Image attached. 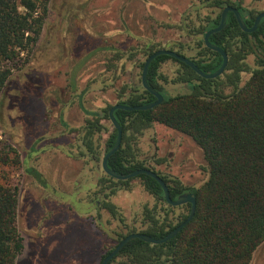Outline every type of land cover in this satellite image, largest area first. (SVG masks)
<instances>
[{"label":"rangeland","instance_id":"obj_1","mask_svg":"<svg viewBox=\"0 0 264 264\" xmlns=\"http://www.w3.org/2000/svg\"><path fill=\"white\" fill-rule=\"evenodd\" d=\"M205 1L48 0L36 43L20 55L10 77L13 84L0 93V151L8 150L13 160L0 165V172L18 191L17 225L24 245L15 264H101L118 239L144 229L147 211L159 213L166 225L177 224L182 211L164 218V206L139 179L120 183L102 172L105 144L114 131L105 115L132 87H141V66L152 52L167 49L197 57L203 21L220 13ZM219 1L238 4L254 15L264 12V0ZM246 64L254 67L252 55ZM180 70L173 60L159 70V83L171 96L188 93L172 83ZM249 78L242 73L240 86ZM231 91L227 87L224 93ZM88 112L103 114L89 152L82 145V129L98 120ZM133 138L134 158L170 185L198 189L208 179L202 150L190 137L154 123ZM32 148L45 150L30 158ZM30 169L41 171V181L57 196H44ZM70 189L75 205L72 236L67 235L65 213H59L48 242L38 251L33 230L40 206L49 199L58 211L59 193ZM250 264H264V242Z\"/></svg>","mask_w":264,"mask_h":264},{"label":"trees","instance_id":"obj_2","mask_svg":"<svg viewBox=\"0 0 264 264\" xmlns=\"http://www.w3.org/2000/svg\"><path fill=\"white\" fill-rule=\"evenodd\" d=\"M47 2L0 0V93L13 84L10 77L20 55L36 43L47 13ZM230 3L207 0L203 4L220 11L227 5L234 6L247 28H251L256 15ZM219 22L220 13L203 21L197 57L191 59L207 74L218 70L222 58L205 47L203 36ZM209 42L228 56L227 67L220 77L202 79L185 64L165 55L158 56L148 68L147 84L163 97L161 105L146 111L114 112L127 146L130 137L157 123L190 137L202 150L208 179L200 188L189 189L176 184L172 189L166 178L160 176L168 185L172 199L188 192L195 194L194 216L172 240L161 245L130 240L108 264L116 261L117 264H250L253 253L264 242V18L256 31L244 33L235 16L228 13L224 29L212 34ZM249 55L254 57L252 69L246 64ZM167 60L180 65L181 70L172 83L184 86L187 94L171 96L160 85L159 70ZM242 73H249L250 78L240 86ZM227 87L232 90L229 94L224 93ZM154 101L155 97L141 86L132 87L126 99L116 104L139 106ZM92 115L97 120L102 117L101 113ZM105 117L108 119L107 113ZM96 126V123H88L84 128L85 138L91 140ZM115 139L114 131L107 149ZM128 153L121 147L109 157L108 168L120 175L143 169L138 161L129 160ZM12 162L8 150H1L0 165ZM31 175L42 183L38 174L31 172ZM137 178L147 192L163 200L162 190L155 180L145 175ZM173 210L168 207L164 217ZM180 210L182 220L175 226L166 225L155 212L147 211L143 218L144 229L129 233L160 239L187 218L190 206L183 205ZM17 220V188L9 185L5 174L0 172V264H15L23 252Z\"/></svg>","mask_w":264,"mask_h":264},{"label":"water","instance_id":"obj_3","mask_svg":"<svg viewBox=\"0 0 264 264\" xmlns=\"http://www.w3.org/2000/svg\"><path fill=\"white\" fill-rule=\"evenodd\" d=\"M228 13H232L235 16L236 21H237L241 31H243L244 33H252L254 31H256L260 21L264 18V12L259 13L255 17L253 26L251 28H247V26L245 25V23L243 21L242 16L240 15V13L238 12V10L236 8L231 7V6H226L222 9L221 15H220L219 25L217 27L207 31L203 37V42H204L205 47L208 48L209 50L213 51V52L218 53L222 58V63H221V65L217 71H215L214 73H211V74L204 73L190 59H188L184 56H181L174 51L165 50V49L157 50L154 53H152L145 60L143 67H142V71H141V77H140V83H141L142 88L145 91H147L148 93H150L153 97H155V101L152 103H149L147 105H139V106H126V105L116 104V105H113L109 109L108 119H109L111 125L113 126V128L116 132V139H115L114 145L111 148V150L109 152H107L106 155L102 159L101 168H102V171L104 172V174L107 175L108 177L114 179V180H117V181H127L130 179H134L140 175L148 176L158 183V185L160 186L162 193H163V199L168 205H170L172 207H179V206H182L185 204H189L190 210H189V214H188L187 218L182 223H180L173 230H171L169 233H167V235H165L164 237H162L160 239H155V238H152V237L145 235V234H142V233H129V234H127L116 245V247L109 253V255H107L103 259L101 264H108L119 253V251L130 240H133V239H139V240H141L145 243L151 244V245L164 244V243L172 240L173 238H175L177 236V234L192 220L194 213H195V208H196V196L194 193H185V194L179 195L176 200H172L170 197V193H169V189H168L167 185L154 172L147 170V169H138V170L133 171L129 174L120 175V174H117V173L111 171L108 168L107 160L109 159L110 156H112L119 149L120 144H121V140H122V129L114 117V112L116 110H122V111H127V112L146 111V110L154 109L157 106L161 105V103L163 102V97L157 91H155L154 89L149 87V85L147 84L148 68H149L151 62L158 56L165 55V56L171 57L172 59H174L178 62L185 64L192 71H194L196 73V75H198L202 79L208 80V79H216V78L220 77L224 73V71L227 67L228 58H227L226 53L221 48H219V47H217V46H215L209 42V37L212 34L218 33L224 29V27L226 25V18H227Z\"/></svg>","mask_w":264,"mask_h":264},{"label":"flooded vegetation","instance_id":"obj_4","mask_svg":"<svg viewBox=\"0 0 264 264\" xmlns=\"http://www.w3.org/2000/svg\"><path fill=\"white\" fill-rule=\"evenodd\" d=\"M227 6H231V7H234V6H232V5H227ZM226 7V6H225ZM235 8V7H234ZM220 15H221V11H220ZM246 15V16H245ZM245 17H247V13H245ZM258 15V14H257ZM256 15V16H257ZM219 25V24H218ZM217 27V26H216ZM211 30V29H210ZM209 31V30H208ZM204 37V36H203ZM202 39V38H201ZM165 50H167V49H165ZM170 51H174V50H170ZM174 52H176V51H174ZM152 53H154V52H152ZM151 53V54H152ZM177 54H179V55H181V56H183L182 54H180V53H178V52H176ZM150 54V55H151ZM150 55H148V57L150 56ZM227 55V54H226ZM147 57V58H148ZM185 57V56H184ZM146 58V59H147ZM171 58V57H170ZM187 58V57H186ZM227 58H228V56H227ZM188 59H190L191 60V58H188ZM193 59H196V58H193ZM34 79H36V78H34ZM140 85H141V83H140ZM112 107V106H111ZM110 107V108H111ZM109 111V110H108ZM108 111H107V114H108ZM91 112H88V114H90ZM91 114H95V113H91ZM101 116H103L102 114H101ZM96 116H94V118H95ZM97 120V119H96ZM108 121H109V119H107ZM89 122H92V121H88L87 122V125H88V123ZM110 122V121H109ZM93 123H96V124H98L99 123V120L98 121H93ZM111 124V123H110ZM87 125H85L84 127H83V142H82V145H83V148H85V149H87V151L89 152V149H90V146H89V140H90V138H85V130H84V128L87 126ZM98 126V125H97ZM113 127V126H112ZM114 129V128H113ZM115 131V130H114ZM113 131V132H114ZM113 134V133H112ZM111 134V135H112ZM110 135V136H111ZM110 138V137H109ZM109 140V139H108ZM108 140L106 141V144H105V151H104V154H103V157L106 155V153L107 152H109L110 150H111V148L113 147V145H112V147L110 148V149H107V143H108ZM115 142V141H114ZM135 139L134 138H132V137H130V142H129V146H127L124 142H123V133H122V140H121V144H120V147H119V149L122 147V148H126V150H127V152L129 151V153L128 154H130L129 155V160H134V161H137L134 157H135V155H134V153H133V145L135 144ZM38 143H40V142H38ZM35 144H37V143H35ZM34 144V145H35ZM135 146V145H134ZM32 147H33V145H32ZM118 149V150H119ZM44 150L45 149H37L36 148V150H33V148L31 149V151H29L30 153L28 154V157H33L34 155H33V153L34 152H36V154H38V152H43L44 153ZM117 150V151H118ZM116 151V152H117ZM115 152V153H116ZM114 153V154H115ZM111 157V156H110ZM66 158H69V156H67ZM103 159V158H102ZM108 161V160H107ZM101 162H102V160H101ZM139 163H141L142 164V166H143V169H147V170H150V171H152V172H154L153 170H151V169H149L144 163H142V162H140V161H138ZM100 168H101V163H100ZM101 170H102V168H101ZM138 170V169H137ZM136 171V170H135ZM30 173L32 172V173H36V174H38L39 176H40V179H41V171L39 172V171H36V170H34V169H30V171H29ZM103 172V171H102ZM104 173V172H103ZM155 174H157L159 177L161 176V175H159L158 173H156V172H154ZM32 176V175H31ZM105 176H107V175H105ZM33 177V176H32ZM108 177V176H107ZM161 177H163V176H161ZM160 177V178H161ZM37 182H38V184L40 185L39 187L41 188V190H42V193L44 194V196H51V194H54L55 196H57V194H55V192H54V190H51L50 189V186L48 185V183H41V182H39L35 177H33ZM108 178H110V177H108ZM110 179H112V178H110ZM134 179H138L137 177L136 178H134ZM114 180V179H113ZM130 180H133V179H130ZM130 180H127V181H130ZM140 180V179H139ZM163 180V179H162ZM167 180V179H166ZM117 181V180H116ZM141 181V180H140ZM118 182H124V181H118ZM166 184V183H165ZM167 185V184H166ZM170 185V184H169ZM144 187V186H143ZM167 187H168V185H167ZM170 187L172 188V189H174V187L172 186V185H170ZM145 189V188H144ZM169 189V188H168ZM147 192V191H146ZM149 195H151L152 197H154L152 194H150L149 192H147ZM169 193H170V190H169ZM188 193H191V192H188ZM163 194V193H162ZM185 194V193H184ZM182 195V194H181ZM73 189H70V191H69V193L68 192H63V191H61L60 193H59V200H58V202H59V208H58V211L56 210L57 208H55V207H53V205L54 204H52L53 202L51 201V200H49V199H45V201H44V203H42V205L40 206V208L42 209V214L40 215V218H39V221L37 222V224L35 225V227H34V230H33V235H34V237H35V243H36V248H38L39 247V245H43L44 243H47L48 242V240H49V238H48V236H50L51 235V231L53 230L52 228V220L54 219V217L55 216H57V214L59 215V213L60 214H63V213H65V216L67 217L66 218V221H65V224H66V229H67V235L69 234V235H71L72 236V228H73V223H72V219H73V213H74V207H75V205H74V201H73ZM171 197V196H170ZM178 197V196H177ZM177 197L175 198V199H172V200H176L177 199ZM155 199H156V197H154ZM158 202H160L163 206H164V209L163 210H161L162 212H161V214L163 213L164 215L163 216H165L166 215V212H168V207H172V206H170V205H168L165 201H164V199L163 200H158V199H156ZM79 204V203H78ZM56 205V204H55ZM185 205H189V204H185ZM183 206V205H182ZM182 206H179V207H172L173 209H175V210H180V207H182ZM190 206V205H189ZM77 207V206H76ZM86 207H88V206H86ZM94 207H96L97 208V214L99 213V201H96L95 202V205H94ZM181 211V210H180ZM151 212H154V210H152ZM147 213V212H146ZM145 213V214H146ZM183 213V212H182ZM181 213V214H182ZM84 214V213H83ZM145 214H144V216H145ZM155 214H157V217L160 219V215H158L159 213H156L155 212ZM181 215H178V217L176 218V222H177V224H178V222H180L181 220H182V216L180 217ZM165 218V217H164ZM161 221H163V220H161ZM183 222V221H182ZM181 222V223H182ZM143 225H145L144 223H143ZM55 226H57L58 228H61V227H59L58 225H55ZM51 228V229H50ZM30 230V229H29ZM24 231L25 232H27L28 233V230L26 229V228H24ZM23 231V232H24ZM31 231V230H30ZM46 231V232H45ZM24 232V233H25ZM126 236V235H125ZM124 236V237H125ZM123 237V238H124ZM122 237L120 238V239H118V241L116 242V244H115V246L113 247V249L116 247V245L123 239ZM44 239H46V240H44ZM112 249V250H113ZM38 251H39V248H38ZM23 254V253H22ZM109 255V254H108ZM104 256H106V254L104 255ZM103 256V257H104ZM103 260H101V262H102Z\"/></svg>","mask_w":264,"mask_h":264},{"label":"built area","instance_id":"obj_5","mask_svg":"<svg viewBox=\"0 0 264 264\" xmlns=\"http://www.w3.org/2000/svg\"><path fill=\"white\" fill-rule=\"evenodd\" d=\"M35 1H39V0H35Z\"/></svg>","mask_w":264,"mask_h":264}]
</instances>
